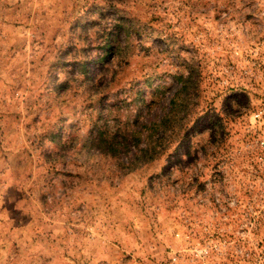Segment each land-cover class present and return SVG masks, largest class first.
Wrapping results in <instances>:
<instances>
[{
	"label": "rangeland",
	"instance_id": "rangeland-1",
	"mask_svg": "<svg viewBox=\"0 0 264 264\" xmlns=\"http://www.w3.org/2000/svg\"><path fill=\"white\" fill-rule=\"evenodd\" d=\"M259 139L264 0H0V264H264Z\"/></svg>",
	"mask_w": 264,
	"mask_h": 264
},
{
	"label": "trees",
	"instance_id": "trees-1",
	"mask_svg": "<svg viewBox=\"0 0 264 264\" xmlns=\"http://www.w3.org/2000/svg\"><path fill=\"white\" fill-rule=\"evenodd\" d=\"M164 114L162 117L165 118ZM148 122V124L151 126L154 123L153 120L150 119H146ZM165 121V119H164ZM140 128H142L143 130L149 131L150 127L148 125H145V123H141ZM140 131H130V134L127 137H124L123 139V143H114V137H107V142H106V146H107V151L114 154L117 152L118 149L122 150L123 148H126V145L128 144V139L130 140L129 142H134L135 139H138L137 137L139 136ZM128 146V145H127ZM134 143L132 144V147H134ZM117 149V150H116ZM132 164V161L129 163V165Z\"/></svg>",
	"mask_w": 264,
	"mask_h": 264
},
{
	"label": "built area",
	"instance_id": "built-area-1",
	"mask_svg": "<svg viewBox=\"0 0 264 264\" xmlns=\"http://www.w3.org/2000/svg\"><path fill=\"white\" fill-rule=\"evenodd\" d=\"M258 115H259V114H255V115H253V118H254V119H257V118H258ZM257 145H258V146H263V145H264V139H259V140L257 141Z\"/></svg>",
	"mask_w": 264,
	"mask_h": 264
}]
</instances>
